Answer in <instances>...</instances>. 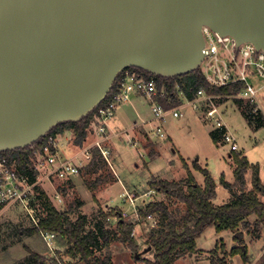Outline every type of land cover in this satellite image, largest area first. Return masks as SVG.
<instances>
[{
	"label": "water",
	"instance_id": "obj_1",
	"mask_svg": "<svg viewBox=\"0 0 264 264\" xmlns=\"http://www.w3.org/2000/svg\"><path fill=\"white\" fill-rule=\"evenodd\" d=\"M204 27L264 51V0H0V153L80 121L127 68L198 69Z\"/></svg>",
	"mask_w": 264,
	"mask_h": 264
},
{
	"label": "rangeland",
	"instance_id": "obj_2",
	"mask_svg": "<svg viewBox=\"0 0 264 264\" xmlns=\"http://www.w3.org/2000/svg\"><path fill=\"white\" fill-rule=\"evenodd\" d=\"M208 83L211 85L210 81ZM204 89L208 96H214L213 102L208 101V105L205 104L204 109L216 106L223 113L224 122L237 138L239 146L237 151H233L223 141H220L219 145L225 146L217 147L210 137L211 127L206 126L203 122V110L200 112L194 111L192 108L186 109L189 106H186L185 100L171 107L175 109L182 106V117L174 118L172 115H168L164 121L157 125L153 124L154 127L159 126L162 128L164 134H166V138L163 139L166 143L159 139H149L148 135L143 134L138 135L134 140L131 139L134 144L130 145L125 135L123 139L120 138L122 140L118 141L115 148L111 138H103L99 135L98 123L93 121L88 130V137L82 146L75 144L74 132L70 130L71 132L69 133L71 135L70 143H74L77 146V149L74 146L71 147L72 150H76L72 151L73 155L79 157L84 163L80 173L68 181L59 179L48 181L44 176L45 171H41V176H38V187L40 190H37V194H35L33 199L34 208H38L45 216L44 212L48 214L46 211L48 199L55 208L67 212L73 222L77 221L80 216H85L84 233L96 232L100 238L99 248L95 249V255L105 257V255L110 254L114 264H146L147 260H153L155 251L151 247V235L159 229L160 221L154 216L144 217L139 215V210L150 202L164 200L170 205L171 210L176 212L177 217L184 215L186 207L182 203L176 199L167 200L163 193H158L152 188L149 190V183L153 182V180L180 181L187 178V176H184L185 169L180 164L179 152L183 158L189 161L187 165L192 173L194 162L201 165L203 163V166L207 164V169L211 172L217 186H220L218 184H220L222 174H225L224 177L229 182L235 180L234 171L232 170L234 162L232 159H228V154H232V152L243 153L241 150L242 145L246 151L245 154L249 151L246 155L253 161L262 162V159H264V138L261 140L260 145L254 144L257 139L262 138L260 135H255H258L260 130H264V94L261 95L259 102L260 113L263 117L260 115L261 117L258 116L251 120L246 112L250 104L242 100L239 93L221 96L210 93L206 88ZM237 99L242 101L237 102ZM125 123L129 124L132 121L128 118ZM167 133L174 139L173 142H169ZM99 141H101L103 149L108 152L106 155L96 147V143ZM88 149L91 151L89 159L83 155V151ZM143 149L148 156L151 155L150 151L154 152L150 156L152 160L159 158L156 161H150L142 151ZM96 153L103 162L101 169L97 173L101 181L94 185L96 175L91 173L89 164L93 159V154ZM161 154L162 156L160 157ZM118 156L119 160H117ZM38 161V159L34 158V161H31L30 168H34ZM193 174L197 183L203 185L202 174L199 171H194ZM248 174L246 176L247 191L253 189L252 172ZM260 178L264 184V168H260ZM86 179L89 185L85 183ZM222 190L224 188L220 186V193L218 192L216 197L218 200L216 202L218 203H223V198L225 197L222 195ZM41 191L47 195L46 199L41 197ZM147 193H151V195ZM58 194H60L61 198H57ZM144 196L148 197L144 199ZM261 199L264 200L263 197ZM116 210L122 212L127 222L135 223L133 236L138 245L136 249H132L127 243L119 239L116 230L118 219L110 216ZM38 213L39 211H36V214ZM106 215H109L110 218H106ZM255 222L256 217L249 218V230L253 233L251 237L248 235L246 237L249 230L241 227L240 231L243 232L244 244H241L236 239L238 235L241 237L240 232L231 234L230 231L217 232L214 227L206 229L200 238L197 239V251L189 254L187 252L180 254L174 264H221L220 261H224L226 264H261L264 246L262 240L249 246V261L247 263L240 254L233 255L231 253L235 246L239 248L240 246L247 247L248 242L252 244L256 241L254 237L258 232L254 230ZM31 229L33 230L34 227L32 220H30V215L20 203L3 208L0 212V264H19L30 256V252L43 256L46 262L42 264H51L55 259L71 264H81L79 259H74L69 255V244L59 237L58 234H56L54 239L53 249L50 250L39 230L31 234L29 232ZM102 229L111 232L108 247L104 246L101 235ZM21 230L26 231V233H22ZM262 231L264 237L263 228Z\"/></svg>",
	"mask_w": 264,
	"mask_h": 264
},
{
	"label": "trees",
	"instance_id": "obj_3",
	"mask_svg": "<svg viewBox=\"0 0 264 264\" xmlns=\"http://www.w3.org/2000/svg\"><path fill=\"white\" fill-rule=\"evenodd\" d=\"M126 71L136 72L138 76L146 79L154 77L157 81L158 89L165 90L168 94V98H170V101H168L167 98L160 99L162 106L167 109L181 103V100L176 94L177 88L182 89L186 97L191 99L200 88H206L210 93L217 95L230 96L238 94L242 87L240 84L225 87H212L208 83L202 67L176 77H162L138 67H130L119 73L107 97L80 121L62 122L52 128L46 136L40 138L33 144L25 148L1 152L0 156L17 158L20 168L29 171L30 168H28L27 163L30 162V157L33 156L34 158L36 151L43 150V148L48 145L50 137H55L65 130H72L75 135V144L77 146H82L83 142L88 137V130L99 108L107 104L112 94L120 85ZM241 101V99H237V102ZM246 112L249 116L248 118L251 120H254L253 118H257L258 116H262L260 111L254 113V107L251 105H248ZM210 135L216 144L222 140L223 136L218 131H211ZM93 155V159L89 165L91 167V173L96 175L95 185V183L97 184L98 181H101L97 173L102 167L103 160L97 153ZM232 160L235 166V182L233 184L229 183L226 181L224 175L220 178L221 185L228 190L232 196L230 201L222 206H216L213 203V200L217 196V183L211 172L202 168L196 162L193 163L194 169L204 176V186L197 183L193 173L185 162L184 166L187 168V178L184 180H153V182L150 183V187L159 193H163L167 200L176 199L178 202L182 203L186 207V211L184 215L177 217L176 212L172 211L170 205L164 200L150 202L144 208H140L139 215L144 217L154 216L160 221L159 229L151 235L150 243L155 251L154 259L147 260L146 264H174L177 256L180 254H184L185 252L188 254L196 252L197 239L210 227H214L217 232H240L241 237H236V239L239 240L241 244H244L243 232L240 231V229L243 227L249 230V218L254 216L256 217L254 230L255 232H259V229L264 225V200L261 199L262 197L264 199V184L260 178V167L258 165H251L247 157L242 153L232 152ZM249 172H252L253 189L247 191L246 176ZM85 183L89 185L87 179ZM37 190H40V188L37 187ZM40 195L44 199L47 198V195L43 191L40 192ZM46 205L48 214L41 222L40 227L45 230L54 231L59 237L64 239L67 244H69L68 253L72 258L79 259L81 264H114L110 254L105 255V257L95 255V249L99 248L100 238L96 232L84 233L86 225L85 216H80L77 221L73 222L70 220L67 212L55 208L48 199ZM110 216L118 219L116 230L119 239L127 243L132 249H136L138 245L133 236L135 223L127 222L122 212L118 210ZM110 216L106 215V218H110ZM36 230L38 231V228L31 229L29 232L33 234ZM21 231L22 233H26L24 230ZM248 232L251 233L252 231L249 230ZM101 235L103 237L104 246L108 247L110 244L111 232L102 229ZM231 253L233 255L240 254L246 263L249 261L247 247L245 251H243L241 246L240 248L235 247L232 249ZM43 262H46L43 256L30 252V256L19 264H42ZM220 262L221 264H226L224 261ZM51 264L71 263L55 259ZM261 264H264V255Z\"/></svg>",
	"mask_w": 264,
	"mask_h": 264
},
{
	"label": "built area",
	"instance_id": "obj_4",
	"mask_svg": "<svg viewBox=\"0 0 264 264\" xmlns=\"http://www.w3.org/2000/svg\"><path fill=\"white\" fill-rule=\"evenodd\" d=\"M203 33L206 41L204 49L206 57L201 67L206 79L210 81L213 87L240 84L242 86L239 92L240 98L254 107V113L261 111L259 102L261 95L264 94V51L257 49L249 42L238 46L233 37H221L208 27L203 28ZM134 94L144 95L149 100L154 117L160 121H164L168 115H172L174 118L183 116L182 106L175 109H167L162 106L160 99L167 98L170 101V98H168L165 90L158 89L154 77L146 79L126 71L112 97L107 104L99 108L94 118V122L97 121L98 123V133L101 137L109 138L110 121L115 116L118 108L129 101ZM176 94L181 103L185 100L187 106L194 111L201 112L203 110L202 119L204 124L211 127V131H218L222 134L221 141L229 145L233 151L238 150L237 138L224 122L223 113L216 106L204 109V105L208 101L213 102L214 96H208L204 88L198 89L191 99H188L185 92L180 88H177ZM156 133L162 138L165 137L161 127L157 128ZM96 147L104 155L108 153L103 149L101 141L96 143ZM83 155L89 159L90 149L83 151ZM34 158L39 161L34 168H30L31 161H34ZM34 158L31 156L30 162L27 163L28 168H30L28 171L20 168L17 158L0 156V212L3 208L20 203L30 215L33 227L38 228L40 235L49 249L52 250L57 233L40 227L47 214L44 212V216L38 208L36 209L33 206V199L37 194L39 185L38 176H41V171H45L44 176L48 181L53 179L68 181L80 173L84 163L77 156L67 157L63 154L58 135L50 137L48 145L43 150L36 151ZM57 198H61L60 194L57 195ZM36 211H39V213L36 214Z\"/></svg>",
	"mask_w": 264,
	"mask_h": 264
},
{
	"label": "crops",
	"instance_id": "obj_5",
	"mask_svg": "<svg viewBox=\"0 0 264 264\" xmlns=\"http://www.w3.org/2000/svg\"><path fill=\"white\" fill-rule=\"evenodd\" d=\"M131 73H135L136 74V72H131ZM136 75H138V74H136ZM186 109H190V107H188ZM195 114H197V113L195 112ZM128 118H130L132 123H129V124L125 123V121H127ZM160 122H161L160 120H158V119H156L154 117V113H153V110H152V107H151V104H150L149 100L144 95L134 94V95H132V97H131V99L129 101L125 102L124 104H122L118 108L115 116L111 120L110 126H109V131H108V135L110 133L109 139L111 138L115 148L117 146L118 141L122 140L125 135H126V138L128 139V142H129L130 145H133V144H131L133 142L131 139L134 140L136 137H138V135H143V134L144 135H148L149 136L148 138L152 139V140H156V139L163 140V139L166 138V134H165V137H163V138L158 136L156 132H157V128L159 126L158 127H156V126L154 127L155 124L157 125ZM263 131L264 130H260L258 132V135H255V136H259L260 135V137H262V138L261 139H257L256 143H254V144H256V145H260L261 144V142H262L261 140L264 138V133H262ZM70 132H71L70 130H65L63 133L58 134V139L60 140L61 150H62L63 154L65 156H67V157H76V156L73 155V152H72V151H76V150H72L71 147L74 146L77 149V146L74 143L73 144L70 143V140H69V138L71 137V135H69ZM167 137L169 138V142L170 143L173 142L174 139H172V137H170V135L168 133H167ZM210 137L212 139L211 135H210ZM120 138H122V139H120ZM130 141H131V143H130ZM212 141L217 147L218 146H225V145H219L220 143L216 144L213 139H212ZM163 142H165V141L163 140ZM165 145H167V144H165ZM146 147H147V145H146ZM167 148H168V146H167ZM242 148H243V145L241 147V150L243 151L242 154L247 157V159L249 160L251 165H258V166H260L261 169L264 168V159H262V162L261 161H256V160L253 161L249 156L246 155V154H248L249 151L245 154L246 151H245L244 148L243 149ZM144 149L142 150L143 152H144ZM147 149H148V147H147ZM163 151H165V150H163ZM163 151H162V153H163ZM177 152H179V150H177ZM153 153L154 152L150 151L151 155ZM179 155H180V164H182V167L185 169L184 176H187V168L184 166V162L186 164H188L189 161H187L185 158H183V156L180 154V152H179ZM161 156H162V154L160 155V157ZM147 157L150 159V161L152 160L150 158V156L147 155ZM158 158L159 157H157L156 159H158ZM156 159L152 160V162L156 161ZM228 159H232V154H230V153L228 154ZM117 160H119V156L117 157ZM254 162H257V163H254ZM199 165L202 168L207 169V164H205L204 166H203V163H202V165L201 164H199ZM137 166H139V165H137ZM187 167H188V165H187ZM147 168H148V165H147ZM117 169H118V167H117ZM234 169H235V166L232 167L233 171H234ZM194 171L197 172V170L194 169L193 173H194ZM222 175L225 176V174H222ZM152 176H153V174H152ZM184 176H182V177H184ZM203 179H204V176H203ZM226 181H228V180L226 179ZM234 182H235V180L233 182H229V183L233 184ZM203 185H204V180H203ZM218 185L222 186L221 182ZM220 186H217L216 193H218V192L220 193ZM150 189H151V187L149 188V190ZM222 191H223L222 195L225 196L223 198V203L216 202L218 200L215 198L213 200V203L216 206H222V205L228 203L230 201L231 197H232L230 192L228 190H226L225 188ZM147 194H149V193H147ZM149 195H151V193ZM147 197L148 196H144L143 198L145 199ZM262 228L264 229V227L262 226L261 230H259V232L254 237L256 239V241L253 242L252 244H250L249 242L247 243V249L249 248L250 245L252 246L253 244L257 243L260 240H262L263 243H264V237H263ZM230 232H231V234L234 233L232 231H230ZM247 235L251 237V236H253V233L252 232L251 233H247L246 237H247ZM262 252H263L262 255H264V246H263V251Z\"/></svg>",
	"mask_w": 264,
	"mask_h": 264
}]
</instances>
